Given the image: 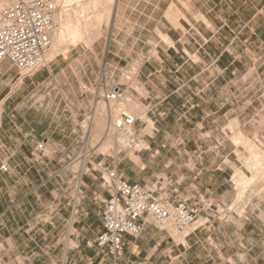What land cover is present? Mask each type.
<instances>
[{"label": "crops", "instance_id": "0c3cea01", "mask_svg": "<svg viewBox=\"0 0 264 264\" xmlns=\"http://www.w3.org/2000/svg\"><path fill=\"white\" fill-rule=\"evenodd\" d=\"M132 1L121 0L118 10V22L119 25H123L121 30L125 29L132 19L137 20L146 16L148 22L152 20L151 15L138 13ZM178 23L179 25L176 26L166 16H162L153 27H148L145 23L138 26L137 30L134 25L130 32L138 31L140 36L155 35L156 38H160L159 33H161L168 36L172 44L158 42L152 48V51L157 52V56L153 59L148 58L146 63L135 72V77L145 94H140L137 90L135 93L138 94L155 130H152L153 134L145 133L140 137L148 145L140 149L139 155L133 161L134 172L128 173L126 177L131 181L147 184L164 180V185L175 201L187 200L191 204L203 207L208 203L226 206L231 204L236 188L230 184L234 169L225 165L227 160L239 163L237 152L240 147L230 139V150L223 154L227 140L172 139L168 137L167 132L186 129L185 123L173 117L178 109V113L182 115L190 112L203 114V122L198 124L200 127L205 126L208 116L221 114L222 107L216 106L212 101L217 96L212 86L220 77L216 76V72H231L232 69L236 71L237 59L225 60V55L227 51L234 49L239 31L228 24L225 16L212 17L206 12L204 5L200 9L192 3H189V8L184 9L183 17ZM225 34L229 35V42L222 43L221 38ZM150 42L149 39L145 41L143 49H146V45ZM190 55H196L199 60L191 62ZM65 63L66 60H55L53 68H49L47 75L38 69L40 71L37 70L29 76H22L8 61L0 63V166L7 164L9 168L7 172L0 170V182L4 176L11 177L18 172L28 174L27 176L32 177L33 180L43 181L46 171L45 157L52 159L51 162L62 163L72 160L77 153L83 134L75 123L74 111L68 113L66 108H60L64 98L60 99L55 108L43 109L47 98L51 100L52 105L56 104L61 91L53 96L54 88L51 89L46 82L53 78L56 84L60 85L58 78H65V71L68 68ZM48 64L46 66L49 67ZM190 70L195 74L188 75ZM98 81L95 80L92 86L97 88L100 84ZM195 81L199 82L201 87L198 90H190V84ZM80 93L84 95L83 92ZM76 97L79 98L78 93ZM85 100L83 98V102ZM36 104L40 106L36 107ZM75 111L79 112L78 108H75ZM235 111L230 109L226 113L231 116L229 122L238 119L243 126L238 113L233 116ZM32 114L41 116L46 114L50 118V123L44 127L43 122L46 121L44 118L38 125H31L29 116ZM218 120L214 119L213 122ZM248 124L249 121H246L244 126ZM41 141L46 143V153L37 154L35 147ZM47 150L50 152L47 153ZM96 167L94 169L100 173L103 171L101 178L105 176L107 169L104 162H99ZM84 176L85 174L82 177ZM18 177H20L19 181L25 178ZM32 182L34 183L29 181L28 184ZM43 182L37 187L28 189L25 196L27 198L37 196L40 199L46 191ZM106 188L108 189L106 198L89 196V191L92 190L89 189L78 199L81 189L70 193L67 188L59 200L55 199L47 205L44 202L37 203L38 207L41 205L50 208L48 218L38 213L36 219L29 221V225L18 226L21 232L10 233L9 230L11 227L9 221L14 215L8 211L13 213L17 207L2 208L0 264H28L27 260L31 257V253H35L33 251L35 244L37 250L44 253L39 252L38 255L44 258H47V255L50 258L52 256L57 258L55 252H60L61 248L62 264H67L68 253L76 251L82 243L92 251L86 242L95 240L103 230L102 210L111 196L109 188L107 186ZM54 194L58 195V189L54 190ZM28 206L34 207L31 203ZM202 211V218L207 223L191 230L180 242L174 238L170 241L168 238L154 234L155 226H151L150 231L142 236H125L122 264H159V259L153 258L162 244L167 245L165 252L172 258L167 264H173L174 259L181 256L183 260L193 256L202 258L204 259L202 264H225V262L238 264L235 260L241 258L245 261L238 260L239 264H264L263 219L258 220L253 216H245L243 219L240 216L229 222V220L213 218L212 213H216L215 208L204 207ZM240 223L246 227L244 231H239L243 227H239ZM258 228L261 234L257 233ZM20 240L25 247L19 245ZM71 243L73 246L68 250L67 244ZM171 243L176 244L170 247ZM224 243H230L233 248L230 249ZM61 244H64L63 248ZM177 252L180 253L175 258L172 257V254ZM90 259L86 256V264H91ZM230 259L234 262H229Z\"/></svg>", "mask_w": 264, "mask_h": 264}, {"label": "rangeland", "instance_id": "374dc122", "mask_svg": "<svg viewBox=\"0 0 264 264\" xmlns=\"http://www.w3.org/2000/svg\"><path fill=\"white\" fill-rule=\"evenodd\" d=\"M8 1L9 3L11 2V0ZM52 1L56 8L57 19L60 18V15H62L61 12H64V10V15H66V12L68 13V11L69 13L71 12L66 16H69V20L74 19V23L75 18H78L81 22L84 20L86 21V18H88V15L91 12L94 19H96L94 14L95 16H98L96 14H104V20L100 23L101 26L98 23L99 26L96 25L95 27H91L92 31H89L90 34H88L86 40L80 41L77 44H73L70 40V42L67 40L68 45L65 44V41L59 46V48L63 49L66 47L67 49L59 50L54 59L48 60L49 67L46 66L40 68V70L47 75L48 70H50L49 68H53L55 60H66L65 64L68 65V68L65 71L66 76L65 78H58L61 86L57 85L53 78L46 82L51 89L54 88L53 96L61 91L56 100V104L52 105L51 100L47 98L43 109L48 107L55 108L57 103H59L60 99L63 97L64 99L61 101L60 108H66L68 113L74 111L75 123L81 130L83 137L90 125L89 121L92 120V135L90 142L92 146L96 147V152L91 159V163L88 165V171H86L87 166L83 169L78 161H74L82 144L80 142L77 147V153L72 160L59 163L57 161L51 162L50 160L52 159L49 157H43L46 160L44 182L41 181V179L39 181L33 180L32 177L27 176L28 174L26 175L19 172L16 173L17 175L14 173L11 177L4 176L0 182V211L2 208L17 207L14 209L13 213L10 210L8 211L11 215H14V218H10L9 221V225L11 226L9 228L10 233H13V231L21 232L22 230H19L18 226L25 227L29 225V221L36 219L38 213H42L43 215H46L45 218H48L47 215L50 214V208H44L41 205L38 207L37 203L44 202L45 205H47L55 199L59 200L62 193L66 192L65 190H67V188L70 193L75 192L76 189H81L79 197H77L78 199L81 198L82 195H85L89 189H92L89 191V196L93 195L95 198L97 196L100 198H106L108 195V189L106 188L103 176L101 178L103 171L100 173L98 170L94 169L97 168L96 166L99 162H104L106 169L109 170L112 168L114 162L117 161L120 172L124 173L125 176H128V173L132 174L134 172L133 161L137 155H139L138 153L140 151L129 155L124 153L117 154L119 150L118 142L113 139H107L105 142H101L108 125L107 112L109 106L104 101H100L95 106V115L93 116V119L87 120L86 117L90 115L91 107L94 104L93 97L95 98V95L98 93L102 94L104 92L103 88H113L118 84L123 85V89L125 90L124 98L121 100L120 105H124L123 107H125L126 110H130L129 112H133L138 116L145 114V108L141 103V100H139L137 96L138 94L135 93V90H137L140 94H145L140 88L139 82L135 77V72L146 63L148 58L153 59L157 56V52L155 50L152 51V48L158 42H161V44H168V41L164 39L161 33H159L160 38H156L155 35L140 36L138 31H135L134 33L130 32L133 30L134 25H136L137 30L139 28L138 26L145 25V23H147L148 27H153L157 21L161 20L162 16H166L174 25L178 26V20L183 17L184 9L189 8V3H192L196 8L200 9L202 5H204L206 12L211 14L212 17L225 16L228 24L235 30L239 31L234 49L227 51L225 55V60L237 59L235 63L236 71L232 69L231 72H216V76L220 77L215 85L212 86L213 92H216L217 94L215 100L212 101H214L216 106L222 107L221 114L208 116V118H206L207 122L205 123V126L200 127L198 124L203 122V114L190 112L187 115H182L181 113H178V109V112H176L173 117L180 122L185 123L186 129L182 131L167 132L169 135L168 137L172 139L217 138L227 140L226 146L223 148V154H226L230 150L229 140H233V142L240 147V150L237 152L239 163L227 160L225 166H232L234 169L230 184H232L236 190L234 191L235 193L233 194L231 204L224 205L223 207L225 210L223 211L219 209V212L214 213L216 215L212 213V217L218 220H229V222L235 220V218H240V216H242L243 219L245 216H253L255 219L264 220V166H260L263 165L264 162H257L256 156H254V153H252L253 151H251L254 147L260 155L264 154V0H200V2H197V0H133L132 4H135L137 12L151 15L152 20L148 22L145 19L146 16L137 20L132 19L131 22L126 25L125 29L122 30L121 28H123V25H119L118 22V10L121 5V0H118L119 6L117 5V8L109 3L113 8L104 7V11L101 7L104 2H101L103 4H97V7H95L96 10L95 8H92V11H89V9H87L88 5L85 3L89 0H80L82 3L80 5L78 4L80 3L79 0H68L67 3L65 2L66 0H59L60 2L58 0ZM6 4H8L7 1L0 6V11ZM107 4L108 3L105 2V6ZM77 5L80 6V8L77 7ZM172 5H174L175 8L173 19L169 18L167 15V12ZM99 7H101L102 11H100L102 13H99V10L97 9ZM83 8L86 9L87 12ZM94 10L95 12H93ZM97 11L98 13H96ZM112 11H115L114 16ZM81 13L83 14L81 15ZM80 15L84 18L83 21ZM73 16H75V18ZM59 28L60 24L57 23V29ZM56 36L57 33H55V39ZM148 39L151 42L146 45V49H143V46L145 45L144 42ZM221 42H229V35H222ZM169 44L172 43L169 42ZM62 45H64L63 48ZM189 57L191 58V62L192 60H199L196 55H190ZM194 74L195 72L193 70L188 72V75ZM95 80L100 81L97 88L92 86V83H94ZM51 81L52 83H50ZM190 87V90H198L201 86L199 82L195 81L193 84H190ZM48 90L49 89H47V91ZM79 91L83 92L84 95H80L81 93ZM77 93L79 94V98L76 97ZM83 98L86 99L84 102ZM38 106L40 105L36 104V107ZM75 108H78L79 112H76ZM230 109L236 110L233 116L238 113L243 126H241L238 119L229 122L231 116L226 113H228ZM44 118H46V121L43 122V125L44 127H47L50 123V118L47 117L46 114L42 116L32 114L29 116V122L32 123L31 125H38V123L42 122ZM145 118L150 119L148 116ZM214 119L219 120L218 122H213ZM246 121H249V124L244 126ZM149 123L150 124L146 129H144L145 124L139 123L137 125V134L139 137H142L145 133L153 134V124L151 119ZM232 128L235 129L233 130ZM236 132H242L246 136L242 142L237 143L235 141L234 134ZM108 140L109 142L107 143ZM107 144H109V146ZM100 145H103L104 147L101 146V149ZM145 147L147 146L140 143L138 149ZM49 150H47V153L50 152ZM172 154L175 155V153ZM172 154L171 157H173ZM254 163H256V165H254L255 167L252 166ZM258 167H260L259 171L261 173L257 170ZM237 173L246 177L247 181L244 184H238ZM84 174L85 176L82 177ZM18 176L25 178L19 181L20 177ZM29 181H34V183L32 182V184H28ZM41 182H43L46 191L41 195L40 199H38L37 196L27 198V196H25L27 190L35 186L37 187ZM57 189L58 195H55L54 190ZM94 192H96V194ZM30 203L34 205L33 208L28 206ZM205 216L207 217L208 214ZM202 222H204V218L201 216L199 222L184 233L179 232L171 226H168L167 230L162 231L155 227L156 229L153 233L160 237L168 238L170 241L174 238L177 242H180L185 239V236L191 232V230L196 228ZM242 226L243 224L240 223L239 227ZM2 227L3 225L0 224V231L2 230ZM259 228L256 229V231L261 234ZM245 229L246 227L243 226L239 231H244ZM7 236H9V233ZM20 244L25 247L22 240L19 241V245ZM174 244L176 243H171L169 246L172 247ZM224 245L230 249L233 248L230 243H224ZM61 246L63 248L64 244H61ZM70 246H73V244H67L68 250ZM166 247L167 245L162 244L154 255L153 259H159V264H167L168 260H172L168 253L165 252ZM181 247L182 246H180V248ZM89 250L90 249L86 248L82 243L76 251L74 250L71 254L68 253L69 258L67 264H86V256L91 258V264H102L100 253L94 249H92V251ZM33 251H35V253H31V257L27 260L28 264H32L31 262H33V264H62L63 259H61L60 256L63 252L61 251V248L60 252H55V254L58 255L57 258H53V256L50 258L49 255H47V258L41 257L38 253H44L43 251L37 250L36 244L34 245ZM1 252H3V250ZM179 253L180 252L172 254V257L175 258ZM153 259H151V261H153ZM182 260L183 256L178 257L177 259H174L173 264H202L204 262V259L196 258V256H193L188 260ZM238 260L245 261L243 258L235 260L238 264ZM229 262L233 263L234 261L230 259ZM226 263L227 262H225V264Z\"/></svg>", "mask_w": 264, "mask_h": 264}, {"label": "built area", "instance_id": "2783aa9c", "mask_svg": "<svg viewBox=\"0 0 264 264\" xmlns=\"http://www.w3.org/2000/svg\"><path fill=\"white\" fill-rule=\"evenodd\" d=\"M57 30L56 8L52 0H11L0 11V63L10 62L22 76H29L46 66L47 54L53 46ZM102 94L95 95L94 104L87 120L93 119L95 106L104 101L108 106V125L101 142L113 139L118 142V153L129 155L140 151L141 139L137 134V125L149 123L147 114L136 115L121 111L114 115V109L124 98L123 85L103 88ZM92 120L85 133L80 150L74 161L82 168L88 165L96 152L91 145ZM154 128V127H153ZM152 130H155V128ZM45 141L38 142L35 151L44 154ZM7 164H1L0 170L8 171ZM111 194L102 210L103 230L95 240L86 242L89 248L97 250L104 264H122L125 236L139 237L147 234L151 226L167 230V226L179 232H186L197 224L204 207L225 210L221 204L208 203L206 206L191 204L187 200L175 201L171 198L164 180L151 184L129 180L121 173L117 161L103 176ZM207 222L200 223L196 228Z\"/></svg>", "mask_w": 264, "mask_h": 264}, {"label": "bare ground", "instance_id": "6f19581e", "mask_svg": "<svg viewBox=\"0 0 264 264\" xmlns=\"http://www.w3.org/2000/svg\"><path fill=\"white\" fill-rule=\"evenodd\" d=\"M5 1H7V3H9V1L8 0H0V6H2L4 3H5ZM59 1V0H58ZM67 1L68 0H66L65 2L67 3ZM76 1V0H75ZM78 1V0H77ZM80 1V0H79ZM83 1V0H82ZM90 1V2H89ZM89 1H87V2H85L87 5H88V8L87 9H89V11H92L91 9L92 8H95V7H97V4H103V3H101V2H104V6L103 5H101V7L103 8V11H104V7H107V8H111L112 6L113 7H116L117 8V5H118V0H89ZM60 2V1H59ZM70 2V1H69ZM73 2V1H72ZM105 2L106 3H110L112 6H110V4H109V6H108V4L105 6ZM71 3V2H70ZM76 3H78V2H76ZM79 5L80 4H82L81 3V1H80V3H78ZM85 4V5H86ZM7 5V4H6ZM83 5H84V3H83ZM99 6V5H98ZM119 6V5H118ZM77 7H79L80 8V6H78L77 5ZM101 7H99V8H97L98 10H99V13H102L101 11ZM112 7V8H113ZM85 8H86V6H85ZM111 8V9H112ZM84 9V8H83ZM174 5H172L170 8H169V10H168V12H167V15H168V17L169 18H171V19H173V15H174ZM82 10V9H81ZM80 10V11H81ZM85 11H86V9H84ZM95 10H96V8H95ZM95 10L93 11V12H95ZM101 10V11H100ZM110 10V9H109ZM116 10V9H115ZM84 11V12H85ZM88 11V12H89ZM106 11V10H105ZM64 12H65V10H64ZM64 12H61L62 13V15H60V18H56V22L57 23H59L60 24V28L59 29H57V36H56V39H55V41H54V43H53V46L51 47V49H50V51L48 52V54H47V61L48 60H51V59H54L56 56H57V54H58V52H59V50H66L67 48L65 47V48H63V46L66 44V45H68L67 44V40H68V42H70L71 41V43H73V44H77V43H79L80 41H83V40H86V38L88 37V34H90L89 33V31L91 30V27H95L96 25H98V23L100 24V23H102L103 22V16H104V14H96V15H98V16H95V14H94V17H96V19H94L93 18V16H92V12L88 15V18H86V21L84 20L83 21V19L84 18H82V14L83 13H81V18H82V21L83 22H81V21H79L78 20V18H75V16H73L74 18H75V23L73 22L74 21V19H72V20H69L68 18H69V16H66L68 13H69V11H68V13L66 12V15H64ZM87 12V11H86ZM113 12V11H112ZM117 12V11H116ZM175 12H176V10H175ZM60 13V14H61ZM71 13V12H70ZM69 13V14H70ZM96 13H98V11L96 12ZM105 13V12H104ZM68 14V15H69ZM87 14V13H86ZM114 14H115V11L113 12V16H114ZM176 14V13H175ZM72 15V14H71ZM78 15H79V12H78ZM177 15V14H176ZM175 15V16H176ZM111 16V15H110ZM72 17V16H71ZM70 17V18H71ZM78 17V16H77ZM85 17V16H84ZM112 17V16H111ZM111 17H109V18H111ZM80 19V18H79ZM94 19V20H93ZM76 20H78V21H76ZM96 20V21H95ZM103 25V24H102ZM99 26V25H98ZM100 26H101V24H100ZM92 31V30H91ZM87 35V36H86ZM162 36L164 37V39L166 40V41H168V44H169V42H171V40L168 38V36H166V35H163L162 34ZM70 40V41H69ZM66 41V43L64 44V45H62V48L63 49H61V48H59V46H61V44L62 43H64ZM85 42V41H84ZM70 44V43H69ZM105 67V66H104ZM122 104V103H121ZM124 106V105H123ZM122 105H117L116 106V108L114 109V115H118L121 111H128V110H126V108L125 107H123ZM126 106V105H125ZM130 111V110H129ZM90 122V121H89ZM233 129V128H232ZM235 129V128H234ZM233 129V130H234ZM244 137H246L242 132H236L235 134H234V139H235V141L237 142V143H239V142H242V140H244ZM246 140V139H245ZM109 142V140L107 141V143ZM141 144H144V145H148L144 140H141V142H140ZM103 145H104V143H103ZM103 145H100V148H101V146H103ZM108 146H109V144H107ZM106 145V146H107ZM105 146V145H104ZM103 146V147H104ZM100 148H97V149H100ZM102 149V148H101ZM105 149V148H104ZM251 151H253L252 153H254V156H256V159H257V162H264V154H262V155H260L259 153H258V151L253 147V150L251 149ZM261 164H263V163H261ZM254 165H256V163H254L252 166H254ZM260 166H264V164L263 165H260ZM255 167V166H254ZM261 167V168H262ZM85 169V168H84ZM256 170V169H255ZM258 171L260 170V167H258V169H257ZM240 172V171H239ZM260 172V171H259ZM261 173V172H260ZM264 173V172H263ZM238 174V180H237V178H236V180L238 181V184H240V185H242V184H244L247 180H246V177L244 176V175H242V174H239V173H237ZM257 175H260V174H257ZM237 177V176H236ZM257 177V176H256ZM258 178H260V177H258ZM257 178V179H258ZM248 181H249V179H248ZM255 181H256V178H255ZM255 181L253 180V182L255 183ZM253 182H251V183H253ZM237 184V185H238ZM249 184V183H248ZM245 193V192H244ZM78 197V196H77ZM169 226H171V225H169ZM166 228H168V226L166 227Z\"/></svg>", "mask_w": 264, "mask_h": 264}]
</instances>
